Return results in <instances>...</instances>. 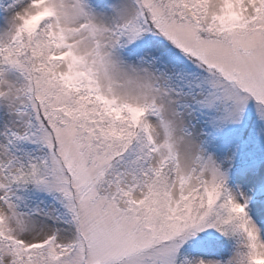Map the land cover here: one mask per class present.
Instances as JSON below:
<instances>
[{"label": "snow or ice", "instance_id": "6c2138e0", "mask_svg": "<svg viewBox=\"0 0 264 264\" xmlns=\"http://www.w3.org/2000/svg\"><path fill=\"white\" fill-rule=\"evenodd\" d=\"M0 264H264V0H0Z\"/></svg>", "mask_w": 264, "mask_h": 264}]
</instances>
